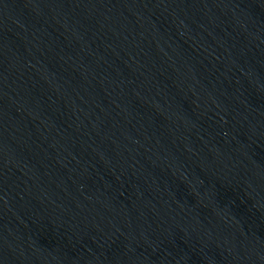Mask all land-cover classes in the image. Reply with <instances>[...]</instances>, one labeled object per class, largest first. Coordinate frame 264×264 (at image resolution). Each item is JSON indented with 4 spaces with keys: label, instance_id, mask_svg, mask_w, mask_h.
<instances>
[{
    "label": "water",
    "instance_id": "water-1",
    "mask_svg": "<svg viewBox=\"0 0 264 264\" xmlns=\"http://www.w3.org/2000/svg\"><path fill=\"white\" fill-rule=\"evenodd\" d=\"M113 264H264V0H149Z\"/></svg>",
    "mask_w": 264,
    "mask_h": 264
}]
</instances>
